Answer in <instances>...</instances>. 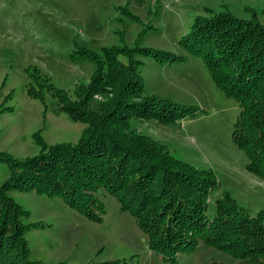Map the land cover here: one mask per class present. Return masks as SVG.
I'll list each match as a JSON object with an SVG mask.
<instances>
[{
  "label": "rangeland",
  "instance_id": "obj_1",
  "mask_svg": "<svg viewBox=\"0 0 264 264\" xmlns=\"http://www.w3.org/2000/svg\"><path fill=\"white\" fill-rule=\"evenodd\" d=\"M219 13L264 24V0H0V154L22 160L86 135V125L56 112L47 93L43 99L28 94L29 84L34 85L29 72L38 71L74 100L75 89L88 85L96 68L82 57L83 48L97 53L124 45L164 50L178 58L157 61L135 54L141 62L142 95L194 106L196 113L173 123L131 116L130 127L164 145L173 157L213 171L217 185L208 193L209 217L228 192L264 224V179L245 168L247 158L232 138L238 103L216 87L201 58L180 43L197 17ZM110 97L97 94L93 102ZM7 177V163L0 162V185ZM8 194L28 212L21 217L28 225L23 237L35 261L241 264L199 237L193 252L164 260L150 250L131 213L110 195L102 196L104 213L96 222L59 198L34 191Z\"/></svg>",
  "mask_w": 264,
  "mask_h": 264
},
{
  "label": "trees",
  "instance_id": "obj_2",
  "mask_svg": "<svg viewBox=\"0 0 264 264\" xmlns=\"http://www.w3.org/2000/svg\"><path fill=\"white\" fill-rule=\"evenodd\" d=\"M180 43L201 58L216 87L238 103L232 138L247 158L245 168L264 179V24L230 13L197 17ZM138 52L157 61L178 58L146 47L110 46L100 53L83 48L82 57L96 68L90 83L75 89L74 100L38 71L29 72L35 85L29 84L30 96L43 99L47 93L56 112L87 129L75 144L43 147L26 159L0 154L8 166L0 185V264H66L30 259L23 237L28 225L21 221L28 212L8 194L12 190L59 198L96 222L104 213L102 196H113L147 235L150 250L166 261H175L181 251L193 252L199 237L241 264H264L261 217L250 216L228 192L209 217L207 197L217 185L213 171L173 157L164 145L130 127L131 116L173 123L197 109L142 95ZM103 93L111 97L94 103V95Z\"/></svg>",
  "mask_w": 264,
  "mask_h": 264
}]
</instances>
